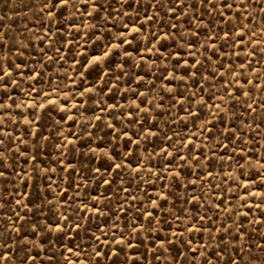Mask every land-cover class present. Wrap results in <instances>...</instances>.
<instances>
[{
  "label": "rangeland",
  "instance_id": "rangeland-1",
  "mask_svg": "<svg viewBox=\"0 0 264 264\" xmlns=\"http://www.w3.org/2000/svg\"><path fill=\"white\" fill-rule=\"evenodd\" d=\"M0 264H264V0H0Z\"/></svg>",
  "mask_w": 264,
  "mask_h": 264
},
{
  "label": "snow or ice",
  "instance_id": "snow-or-ice-1",
  "mask_svg": "<svg viewBox=\"0 0 264 264\" xmlns=\"http://www.w3.org/2000/svg\"><path fill=\"white\" fill-rule=\"evenodd\" d=\"M0 79H3V76H0Z\"/></svg>",
  "mask_w": 264,
  "mask_h": 264
}]
</instances>
